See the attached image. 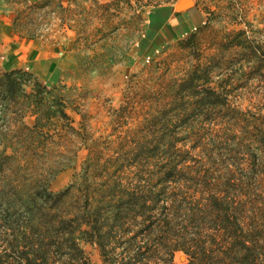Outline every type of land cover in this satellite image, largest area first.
Instances as JSON below:
<instances>
[{
  "label": "trees",
  "instance_id": "obj_1",
  "mask_svg": "<svg viewBox=\"0 0 264 264\" xmlns=\"http://www.w3.org/2000/svg\"><path fill=\"white\" fill-rule=\"evenodd\" d=\"M205 24L179 32L177 41L191 40ZM160 29L147 28L142 50L155 52ZM249 49L262 67L264 48ZM210 70L197 64L181 80L173 113L180 126L191 116L211 121L229 105L226 86H210ZM28 113L33 125L24 121ZM76 132L48 83L21 68L0 70V264H91L86 243L98 247L104 264H178L177 251L187 255L185 264H264V198L257 203L235 172L211 173L204 156L159 157L151 154L159 144L139 136L104 157L91 148L69 185L53 191L51 181L70 161L47 159L45 175L36 166L40 152H61Z\"/></svg>",
  "mask_w": 264,
  "mask_h": 264
},
{
  "label": "rangeland",
  "instance_id": "obj_2",
  "mask_svg": "<svg viewBox=\"0 0 264 264\" xmlns=\"http://www.w3.org/2000/svg\"><path fill=\"white\" fill-rule=\"evenodd\" d=\"M176 1L0 0V21L12 16L15 38H42L60 50L52 71L49 62L16 67L32 74V80L48 83L78 129L66 137L68 147L61 152H40L36 166L45 175L47 159L56 158L59 166L70 161L51 181L53 191L69 185L91 148L104 157L144 136L152 146L159 144L151 154L204 156L211 173L235 172L245 179L244 188L258 196L257 203L263 200L264 64L258 67L249 48H264V0H196L206 24L191 40L167 43L164 34L158 40L161 47L152 40L157 44L153 54L142 50L149 12ZM36 2L38 6L26 8ZM231 39L243 44L230 45ZM9 44L0 36L2 63L15 58L7 52ZM197 64L209 65L210 86H226L229 105L213 111L211 121L191 116L180 126L173 115L180 106L174 94ZM33 86L28 83L27 91ZM35 118L28 113L24 121L33 125ZM83 248L91 264H104L96 245ZM174 259L188 262L183 251L175 252Z\"/></svg>",
  "mask_w": 264,
  "mask_h": 264
},
{
  "label": "crops",
  "instance_id": "obj_3",
  "mask_svg": "<svg viewBox=\"0 0 264 264\" xmlns=\"http://www.w3.org/2000/svg\"><path fill=\"white\" fill-rule=\"evenodd\" d=\"M196 7L197 9H195ZM195 9L194 11H191ZM206 20L205 14L197 4L196 0H177L172 4L157 6L149 12L147 28L155 25L161 28L163 34H167L168 42H173L180 38V33L188 28H195V26ZM159 31V32H160ZM0 36L7 45V52L10 57L14 55L15 58L0 62V66L16 68L20 66L36 65L39 63H51L49 71L55 69L57 63L55 59L60 57L59 47L45 43L42 38L36 39H20L13 35L12 16L9 20L0 21ZM183 36V35H181ZM17 55V56H16ZM9 59V58H8Z\"/></svg>",
  "mask_w": 264,
  "mask_h": 264
}]
</instances>
